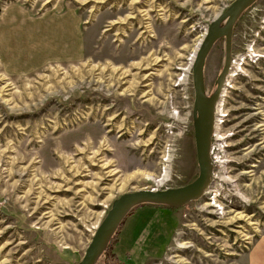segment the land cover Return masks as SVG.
<instances>
[{
  "label": "rangeland",
  "instance_id": "374dc122",
  "mask_svg": "<svg viewBox=\"0 0 264 264\" xmlns=\"http://www.w3.org/2000/svg\"><path fill=\"white\" fill-rule=\"evenodd\" d=\"M231 1L0 0V264H78L116 196L197 175L191 64ZM213 117L209 185L134 207L123 264H264V0L234 22Z\"/></svg>",
  "mask_w": 264,
  "mask_h": 264
},
{
  "label": "water",
  "instance_id": "95a60500",
  "mask_svg": "<svg viewBox=\"0 0 264 264\" xmlns=\"http://www.w3.org/2000/svg\"><path fill=\"white\" fill-rule=\"evenodd\" d=\"M254 1L232 0L222 12L209 21L206 31L194 52L191 64L193 87L191 122L198 168L197 175L192 180L180 185L163 188H137L124 191L116 196L106 214L94 229L78 264H96L101 254L108 247L118 227L134 207L145 203L178 207L201 197L211 181L210 144L213 108L229 67L232 28L242 11ZM220 37L224 39L223 62L215 77L214 89L210 94H206L203 83V64L212 44Z\"/></svg>",
  "mask_w": 264,
  "mask_h": 264
},
{
  "label": "trees",
  "instance_id": "16d2710c",
  "mask_svg": "<svg viewBox=\"0 0 264 264\" xmlns=\"http://www.w3.org/2000/svg\"><path fill=\"white\" fill-rule=\"evenodd\" d=\"M162 206H164V205H162ZM131 212H132V210L129 212V214ZM122 224H123V222L120 224L117 231L113 235L108 247L101 254L100 258H102V260H101L102 264H123V262L118 257L117 253L113 250V246H114L115 242H117V240H118L117 235H118L119 231L121 230Z\"/></svg>",
  "mask_w": 264,
  "mask_h": 264
},
{
  "label": "built area",
  "instance_id": "2783aa9c",
  "mask_svg": "<svg viewBox=\"0 0 264 264\" xmlns=\"http://www.w3.org/2000/svg\"><path fill=\"white\" fill-rule=\"evenodd\" d=\"M215 116V115H214ZM214 118V117H213ZM214 125H215V123H214V119H213V129H212V133H211V139H212V137L214 138V134H215V128H214ZM216 127V126H215ZM210 146H211V144H210Z\"/></svg>",
  "mask_w": 264,
  "mask_h": 264
},
{
  "label": "bare ground",
  "instance_id": "6f19581e",
  "mask_svg": "<svg viewBox=\"0 0 264 264\" xmlns=\"http://www.w3.org/2000/svg\"><path fill=\"white\" fill-rule=\"evenodd\" d=\"M163 180V178L161 177V179H155V181L157 182V183H159V182H161Z\"/></svg>",
  "mask_w": 264,
  "mask_h": 264
},
{
  "label": "flooded vegetation",
  "instance_id": "af4514ba",
  "mask_svg": "<svg viewBox=\"0 0 264 264\" xmlns=\"http://www.w3.org/2000/svg\"><path fill=\"white\" fill-rule=\"evenodd\" d=\"M248 7H249V6H248ZM245 9H247V8H245ZM245 9H244V10H245ZM244 10H243V11H244ZM243 11H242V13H243Z\"/></svg>",
  "mask_w": 264,
  "mask_h": 264
}]
</instances>
